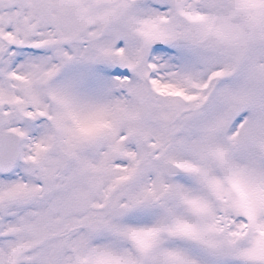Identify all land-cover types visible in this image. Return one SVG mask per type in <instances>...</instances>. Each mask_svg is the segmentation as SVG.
Here are the masks:
<instances>
[{"label": "snow or ice", "instance_id": "obj_1", "mask_svg": "<svg viewBox=\"0 0 264 264\" xmlns=\"http://www.w3.org/2000/svg\"><path fill=\"white\" fill-rule=\"evenodd\" d=\"M0 264H264V0H0Z\"/></svg>", "mask_w": 264, "mask_h": 264}]
</instances>
